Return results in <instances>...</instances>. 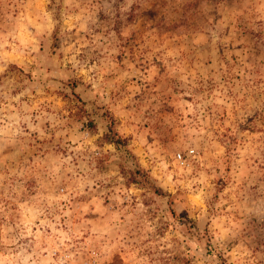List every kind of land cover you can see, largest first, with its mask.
Here are the masks:
<instances>
[{
	"label": "clouds",
	"instance_id": "obj_1",
	"mask_svg": "<svg viewBox=\"0 0 264 264\" xmlns=\"http://www.w3.org/2000/svg\"><path fill=\"white\" fill-rule=\"evenodd\" d=\"M264 0H0V264H264Z\"/></svg>",
	"mask_w": 264,
	"mask_h": 264
},
{
	"label": "rangeland",
	"instance_id": "obj_2",
	"mask_svg": "<svg viewBox=\"0 0 264 264\" xmlns=\"http://www.w3.org/2000/svg\"><path fill=\"white\" fill-rule=\"evenodd\" d=\"M261 230H264V225L261 226Z\"/></svg>",
	"mask_w": 264,
	"mask_h": 264
}]
</instances>
